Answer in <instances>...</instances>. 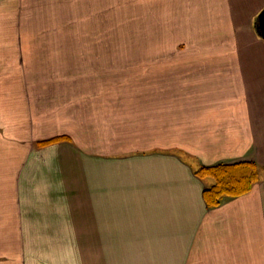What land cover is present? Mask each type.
<instances>
[{
    "label": "crops",
    "instance_id": "1",
    "mask_svg": "<svg viewBox=\"0 0 264 264\" xmlns=\"http://www.w3.org/2000/svg\"><path fill=\"white\" fill-rule=\"evenodd\" d=\"M35 1L0 0V264H264V171L216 208L196 175L264 168V0H179L211 44L109 86L106 52L75 61L72 0Z\"/></svg>",
    "mask_w": 264,
    "mask_h": 264
},
{
    "label": "rangeland",
    "instance_id": "2",
    "mask_svg": "<svg viewBox=\"0 0 264 264\" xmlns=\"http://www.w3.org/2000/svg\"><path fill=\"white\" fill-rule=\"evenodd\" d=\"M68 1L70 4L71 0ZM178 1L72 0L73 5L68 7L72 21L69 30L75 35L76 63L82 62L81 59H87L88 52H106L107 86H109L110 80L113 85L115 81L122 79L113 76L115 71H122L128 75L134 69L133 63L164 61L165 58L172 59L179 55L185 57L180 51H170L166 48L210 45L211 41L206 43L203 40L199 41L198 36H195V39L193 35L190 38L185 36L186 30L183 31L181 23L184 18L195 15L193 13L196 7L176 6ZM65 11L66 7L63 6L52 8L36 6L34 10L32 9V14L39 20L49 14L58 23ZM198 32H195V35ZM150 50H154L156 54H148ZM176 52L180 54L176 55ZM112 71L113 73H110ZM259 168L262 175L264 168L261 166ZM63 249L58 248V251ZM71 249L78 253V248Z\"/></svg>",
    "mask_w": 264,
    "mask_h": 264
},
{
    "label": "trees",
    "instance_id": "3",
    "mask_svg": "<svg viewBox=\"0 0 264 264\" xmlns=\"http://www.w3.org/2000/svg\"><path fill=\"white\" fill-rule=\"evenodd\" d=\"M63 138L41 142L39 147L48 146ZM196 175L204 179L212 177L214 185L204 191V200L209 208L219 207L225 199L242 197L251 192L253 186L262 179L261 169L254 161L219 163L201 167Z\"/></svg>",
    "mask_w": 264,
    "mask_h": 264
},
{
    "label": "water",
    "instance_id": "4",
    "mask_svg": "<svg viewBox=\"0 0 264 264\" xmlns=\"http://www.w3.org/2000/svg\"><path fill=\"white\" fill-rule=\"evenodd\" d=\"M256 27L259 35L264 39V10L258 16Z\"/></svg>",
    "mask_w": 264,
    "mask_h": 264
}]
</instances>
